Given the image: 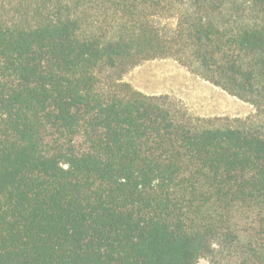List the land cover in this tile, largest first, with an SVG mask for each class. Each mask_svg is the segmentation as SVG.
<instances>
[{
    "label": "trees",
    "instance_id": "1",
    "mask_svg": "<svg viewBox=\"0 0 264 264\" xmlns=\"http://www.w3.org/2000/svg\"><path fill=\"white\" fill-rule=\"evenodd\" d=\"M164 58L254 112L124 81ZM203 258L264 264V0H0V264Z\"/></svg>",
    "mask_w": 264,
    "mask_h": 264
},
{
    "label": "rangeland",
    "instance_id": "2",
    "mask_svg": "<svg viewBox=\"0 0 264 264\" xmlns=\"http://www.w3.org/2000/svg\"><path fill=\"white\" fill-rule=\"evenodd\" d=\"M178 12L166 11L155 22L161 27L174 28L177 18L173 15ZM124 81L149 95H170L194 117L232 119L254 112L250 104L204 81L172 58L145 61L127 72ZM198 264L211 263L203 258Z\"/></svg>",
    "mask_w": 264,
    "mask_h": 264
}]
</instances>
